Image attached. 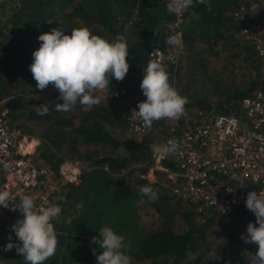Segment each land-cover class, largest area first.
<instances>
[{
    "label": "trees",
    "instance_id": "16d2710c",
    "mask_svg": "<svg viewBox=\"0 0 264 264\" xmlns=\"http://www.w3.org/2000/svg\"><path fill=\"white\" fill-rule=\"evenodd\" d=\"M251 3L254 0H210L209 10L194 0L182 13L179 33L185 78L193 83L200 78L207 89L204 95L184 93L189 101L185 109L230 113L241 97L258 86L264 96L262 62L253 44L239 33L241 23L233 15L240 4ZM132 15L135 19L127 24ZM173 19L163 0H0V107L7 109L11 125L17 127L15 120L28 125L19 129L22 133L36 129L37 156L55 176L65 159L84 167L74 181L61 185L55 205L62 211L59 222L53 221L58 246L44 264H97L92 249L96 248V255L102 250L91 238L98 237L103 226L125 238L132 264H247L244 251L257 250L240 239L245 234L240 224L255 221L253 213L239 206L221 213L196 211L171 191L172 183L164 174L155 171L154 181L145 179L142 174L151 164L149 150L124 134L120 114L101 104L82 111L77 103L69 112L57 111L61 101L51 84L49 94L25 111L12 98L35 87L29 65L41 44L38 36L53 28L71 35L72 29L82 27L109 42L117 35L126 38L130 68L122 86L143 95L139 85L149 62L148 51L166 44L171 36L167 25ZM177 69L170 66L167 70L175 90L182 85ZM41 104L48 108L47 115L38 114ZM104 164L108 171L100 168ZM164 165L174 169L172 162ZM144 185L157 192L155 201L140 195L138 188ZM138 204L150 210L146 226L139 220ZM8 223L10 219L1 228ZM6 244L0 243V264H24L15 249L3 251Z\"/></svg>",
    "mask_w": 264,
    "mask_h": 264
},
{
    "label": "built area",
    "instance_id": "2783aa9c",
    "mask_svg": "<svg viewBox=\"0 0 264 264\" xmlns=\"http://www.w3.org/2000/svg\"><path fill=\"white\" fill-rule=\"evenodd\" d=\"M163 1L166 7L169 0ZM172 14L174 19L167 29L170 35H175L179 33L183 18L182 14ZM233 15L241 23L239 33L253 44L264 69L263 1L254 0L249 6L240 4ZM134 19L132 15L127 24ZM181 52H174L167 44L153 46L148 58L160 60L169 70L170 66H178ZM98 94L107 97L100 103L104 108L123 117L124 134L134 137L141 145L145 143L144 138H159L160 142L149 143L151 164L142 174L145 179L154 181L155 171L164 174L172 183L171 191L194 205L196 211L213 209L221 213L230 206H239L250 212L245 207L247 194L264 191V96L259 86L237 101L234 115L185 109L178 121H155L151 128H145L132 112L138 111L136 105L146 100L143 95L111 83L105 93ZM79 109L88 110L81 105ZM169 139L179 141L177 154L160 156L153 152L152 145H165ZM30 140L11 125L7 109L0 107V190L12 194L9 209L0 207V237L6 234L1 228L2 222L10 219V224H6L9 226L23 218L18 210H12L19 204L22 194L33 196L37 206L55 205L62 183L74 181L84 168L78 161L65 159L55 176L46 165L32 157L35 144L30 151L25 150ZM165 161L172 162L174 169H168ZM100 168L108 171L106 164ZM59 180L61 185H58ZM227 188L233 191L228 192ZM249 222L255 225L253 220H243L242 233H246Z\"/></svg>",
    "mask_w": 264,
    "mask_h": 264
},
{
    "label": "clouds",
    "instance_id": "9594fccd",
    "mask_svg": "<svg viewBox=\"0 0 264 264\" xmlns=\"http://www.w3.org/2000/svg\"><path fill=\"white\" fill-rule=\"evenodd\" d=\"M194 0H169L166 9L170 13L182 14L193 5ZM196 3L209 7L210 0H195ZM40 47L32 53L33 61L29 71L36 81L38 90L46 89L50 84L59 92L61 103L56 105L57 111L69 112L77 103L90 110L107 99L98 93H105L110 80H124L130 65L126 38L117 35L113 41L93 34L88 28L71 30V35H65L59 28H53L49 33L38 36ZM165 43L174 52L183 49L182 34L168 36ZM140 89L146 100L136 105L133 110L136 117L142 121L145 128H151L153 122L163 119L178 121L185 114L187 97L178 94L169 83V73L166 65L158 59H150L141 79ZM39 115H47L48 108L41 104L37 107ZM154 153L160 156H171L178 153L179 141L169 139L165 145H152ZM228 192L232 189L227 188ZM140 195L155 201L157 192L150 186L138 188ZM19 204L12 210H18L22 219L10 225V230L20 242H11L9 236L3 251L15 249L23 257L24 264H44L56 254L58 238L53 221L59 222L61 208L57 205L37 206L33 196L22 194ZM12 194L8 190H0V207L9 209ZM245 207L254 214L255 226L249 222L246 233L240 239L248 245L256 246L255 253L244 251L247 264H264V191H250L246 196ZM98 237H92L91 243L101 249L96 255L92 249L97 264H132V258L127 254L130 246L125 238L118 235L111 227L103 226L98 231Z\"/></svg>",
    "mask_w": 264,
    "mask_h": 264
},
{
    "label": "rangeland",
    "instance_id": "374dc122",
    "mask_svg": "<svg viewBox=\"0 0 264 264\" xmlns=\"http://www.w3.org/2000/svg\"><path fill=\"white\" fill-rule=\"evenodd\" d=\"M93 34H96L93 33ZM101 36V35H99ZM102 38H104L103 36H101ZM106 39V38H104ZM107 40V39H106ZM185 58L183 56V50L182 52L180 53L179 55V63H178V73L180 75V81H182V85L180 87H178V89H176V91L178 92L179 95L181 96H185L184 93L186 94H192L194 91H197L200 95H204L205 92H207V89H206V85L203 83V81H200V78H199V82H190L189 80H187L185 78ZM209 68V67H208ZM35 87H29L28 89L24 90L23 92H20V93H16L13 95L12 98H14V100L19 104L21 110L25 111L27 108H31L33 107L37 102H39L40 100H42L47 94H49V92L51 91L52 87H50V85L44 89V90H38L36 88V81H35ZM113 84L114 85H117V86H122L124 85V80L121 81V82H117L114 78H113ZM2 102H0V106H1ZM235 109L236 108H233L231 111H230V114H233L234 115V112H235ZM20 122V121H19ZM17 120H15L13 123L14 125H16L18 129H24L26 128L28 125L25 124V125H21ZM20 125V126H19ZM31 130H34L33 132L31 131V133H24L26 136H29L31 139H34L36 140V145H35V149L33 151V155L32 157L35 159V161L37 162H41L40 158H38L37 156V148L39 146V137L36 135V129H31ZM114 133H117V130L116 132ZM119 134V133H118ZM143 142H145L144 144H142L146 149L149 150L150 148V145L149 143H154V142H160L159 138L155 137V136H151V138L147 139L144 138L143 139ZM166 182V185L169 184L168 181H165ZM60 183H62L61 180L58 181V185H61ZM138 213H139V220L141 222V224L143 226H146L150 223L151 221V216H150V210H148L144 205L142 204H138ZM3 229L6 231L5 235H3L2 239H0L1 241L4 240V242L6 243H9V240H8V237L11 236L12 237V241L13 243H16V244H20V242L17 240V238L15 237V233L12 232L10 230V225L8 226H5L3 227ZM0 241V243H1ZM216 242V241H214ZM239 245V242L238 244ZM213 256L216 258V255L215 253L213 254Z\"/></svg>",
    "mask_w": 264,
    "mask_h": 264
},
{
    "label": "bare ground",
    "instance_id": "6f19581e",
    "mask_svg": "<svg viewBox=\"0 0 264 264\" xmlns=\"http://www.w3.org/2000/svg\"><path fill=\"white\" fill-rule=\"evenodd\" d=\"M35 143H36V142H35L34 139H32V140H30L29 142H27V145H26V147H25V150L30 151Z\"/></svg>",
    "mask_w": 264,
    "mask_h": 264
},
{
    "label": "crops",
    "instance_id": "0c3cea01",
    "mask_svg": "<svg viewBox=\"0 0 264 264\" xmlns=\"http://www.w3.org/2000/svg\"><path fill=\"white\" fill-rule=\"evenodd\" d=\"M36 141V140H35ZM35 145H36V143H35ZM34 149H35V147H34ZM34 151V150H33ZM41 160V159H40ZM38 163H40V164H44L43 162H42V160H41V162H38ZM45 165V164H44ZM60 165H61V163L59 164V166H58V170H59V167H60ZM58 170H57V172H58Z\"/></svg>",
    "mask_w": 264,
    "mask_h": 264
}]
</instances>
